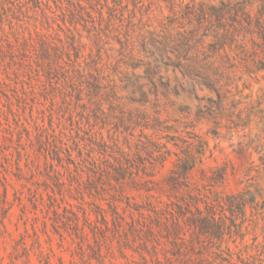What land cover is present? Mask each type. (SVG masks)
<instances>
[{
	"label": "rangeland",
	"instance_id": "obj_1",
	"mask_svg": "<svg viewBox=\"0 0 264 264\" xmlns=\"http://www.w3.org/2000/svg\"><path fill=\"white\" fill-rule=\"evenodd\" d=\"M240 1L0 0V264H264L257 30L237 29L233 68L214 56L222 101L157 50L186 32L191 55H212L218 23L198 25L186 7ZM259 6L246 9L253 19ZM186 147L190 189L224 231L185 226L173 245L156 219ZM237 195L250 202L243 215L229 210Z\"/></svg>",
	"mask_w": 264,
	"mask_h": 264
},
{
	"label": "trees",
	"instance_id": "obj_2",
	"mask_svg": "<svg viewBox=\"0 0 264 264\" xmlns=\"http://www.w3.org/2000/svg\"><path fill=\"white\" fill-rule=\"evenodd\" d=\"M253 2L260 3L258 14L254 19L246 10ZM201 7L198 10L199 12H196L193 7H186L187 10L189 9L186 15L196 17L195 20L198 25L205 21L209 22L211 19L218 23L213 34V42L208 46V50L212 52V55H205L204 51H201L202 57H199L198 54L191 55L193 38H191L192 36H186V32H178V38H164L163 42L159 43V49L157 50L160 61L163 62V59H165L164 64L166 66L179 68L184 77H188L192 83L204 85L210 91L215 92L219 100L222 101L227 91L222 92L219 79L221 76L217 75L220 67H214L218 63L214 56H218L222 52L224 55L220 56V60L226 59L223 60L222 67L226 70L233 68L235 65L232 60L234 61L235 58L227 55L226 49L232 51V47L243 48L242 43L238 41L237 29L244 28L248 34L253 35L252 27L257 30L256 33L261 42L259 45L260 52L264 54V0H242L234 4L221 3L217 7H207L206 11ZM229 21L230 24L227 23ZM221 30L223 33L219 35ZM194 52L199 53L200 51L195 49ZM169 53L174 55V59L168 55ZM252 55H257V53L254 52ZM258 62L264 64V59H259ZM224 64L228 65V67L224 66ZM182 154L183 157L178 158L173 169L164 180L167 197L174 199L168 205L171 208L166 210L168 217L165 216L163 218L164 222H162L161 218L156 217V224L157 226H162L166 232L164 237L173 245H176L177 241L184 242L185 233L183 230L185 226L191 230L192 234L202 235L211 239L221 238L224 226L220 221V217L216 216L214 206L202 201L198 194L195 195L190 189L188 175L195 164V154L191 152L190 147H186ZM227 200L229 210L233 214L237 212L243 215L246 205L250 203L243 199L241 195L230 196ZM199 204L204 205L203 210ZM151 211L155 215L157 214L155 207H152ZM147 231L152 233L153 228L148 227Z\"/></svg>",
	"mask_w": 264,
	"mask_h": 264
}]
</instances>
